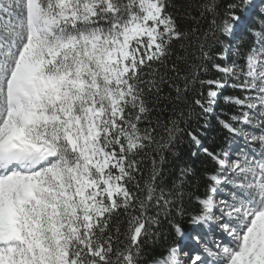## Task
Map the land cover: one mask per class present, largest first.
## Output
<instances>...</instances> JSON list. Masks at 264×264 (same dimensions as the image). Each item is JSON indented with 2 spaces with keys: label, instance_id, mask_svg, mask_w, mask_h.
Masks as SVG:
<instances>
[{
  "label": "snow or ice",
  "instance_id": "snow-or-ice-1",
  "mask_svg": "<svg viewBox=\"0 0 264 264\" xmlns=\"http://www.w3.org/2000/svg\"><path fill=\"white\" fill-rule=\"evenodd\" d=\"M199 7L208 23L203 40L199 27L179 26L172 0H0V264H139L140 240L159 223L149 206L167 213L196 179L186 167L174 190L160 188L161 155L141 187L140 154L175 146L192 115L179 106L195 83L207 86L194 100L205 116L221 89L245 95L224 96L239 112L217 117L229 138L243 141L236 152L210 150L204 133H187L216 166L190 220L206 231L186 237L199 250L189 264H264V20L250 27L253 0H232L222 13L219 0ZM237 31L252 37L236 53L243 65L214 64L223 77L199 79L207 69L188 63L195 56L188 48L207 60L208 35ZM181 63L190 73L181 75ZM224 188L228 198L217 200ZM179 252L173 244L152 264H183Z\"/></svg>",
  "mask_w": 264,
  "mask_h": 264
},
{
  "label": "trees",
  "instance_id": "trees-1",
  "mask_svg": "<svg viewBox=\"0 0 264 264\" xmlns=\"http://www.w3.org/2000/svg\"><path fill=\"white\" fill-rule=\"evenodd\" d=\"M172 2L179 6L177 14V23L184 30H191L199 27L200 31L197 35L200 36L201 40L204 39L203 33L208 28L207 17H201L200 12L202 9L199 5L202 0H172ZM221 13L223 12L224 6L232 0H219ZM258 10H254L250 17V27H259L260 22L264 20V16L260 15L261 0H253ZM169 11H176L170 8ZM252 41L250 33H241L240 31L235 32L232 35H225L217 32L215 35H208L207 47L209 58L201 61L198 59L199 52L194 47L188 48V51L195 52V56L191 57L188 61L189 64H204L207 72H201L199 79H215L223 77V74L217 72L214 68V64H220L222 66H228L233 61L243 65V59L238 56L237 50L244 52ZM182 43H188L187 40ZM179 48V43L173 45V50L176 51ZM227 54L226 59H221V56ZM175 60V56L169 58V63ZM153 67H159V65H153ZM181 75L190 73L191 69L186 64H180ZM229 83H234L231 77H224ZM167 91V88H165ZM221 96L217 100V104L212 114L205 116L201 109L194 104V100L201 98L199 93L207 92V86H201L199 83H195L190 87V90L186 93L185 101L180 104V109L191 112V116L187 119L186 123L182 124L181 127L184 132L181 133L179 139L176 141L175 146L172 149L164 150L159 152L156 150L155 145L145 149L140 154L142 158L141 173L136 179L140 181L141 187L143 181L148 177L152 169V159L155 158L159 162L161 155L164 157L163 164L160 165V173L157 177V184L160 188L167 191H172L178 182L181 170L186 167H191L196 173L195 180H189L182 189L184 195L182 198H175V202L169 206L167 213L163 212L160 208H157L155 204L149 206L147 215L158 217L159 223L150 229V234L142 237L140 240L142 254L139 260V264H152L154 257L163 254L168 247L171 245L183 246L185 242V235L192 231L197 226H193L190 223L191 217L196 213L200 205L197 201V197L203 198L206 193L207 185L210 183L204 178L205 173L212 172L215 170V165L208 157L202 152L195 148L192 144L188 132L204 133L200 138L204 142V146L211 149L223 148L225 151H233L239 148L243 142L240 138H229V134L226 131H222L218 124L217 117L222 120H229L232 114H238L239 109L234 104H226L223 100L224 96H239L243 97L245 93L231 88L226 87L220 90ZM158 107H162L158 106ZM159 114L158 111L152 113V117H156ZM168 110L165 109L164 115L161 119H166ZM207 124V127L204 125ZM145 127L146 125H141ZM227 138V139H226ZM196 151L197 155L193 156L192 152ZM133 191H137L135 186H132ZM178 209L183 210L182 215H178ZM117 219L120 222V230L122 235L120 236L121 247L126 245L128 241L125 239L123 233H125L128 224L127 217L121 213ZM173 224H179L184 230V236H177ZM154 233V235L152 234Z\"/></svg>",
  "mask_w": 264,
  "mask_h": 264
},
{
  "label": "rangeland",
  "instance_id": "rangeland-1",
  "mask_svg": "<svg viewBox=\"0 0 264 264\" xmlns=\"http://www.w3.org/2000/svg\"><path fill=\"white\" fill-rule=\"evenodd\" d=\"M256 10H258L257 7H256ZM240 143H242V145L240 146V147H242L243 142H240ZM237 150H238V148L231 151V153H234ZM229 191H230V189L224 188L223 191H221L217 194L216 199L217 200L227 199ZM201 231H206V229H202L201 227L197 226V229L190 231L188 234L191 233L193 235H198V234H200ZM188 234L185 236V239H184V241L186 242L184 247L187 250H185V248H184L179 252V257H180L181 261L183 262V264H189V257L193 256L194 254H196L199 251L197 244L194 241H191V240L186 238L188 236ZM213 236H215L217 239H222L225 241V243H227V239L225 237L220 236L218 230L216 232H213ZM199 254L203 255L202 253H199Z\"/></svg>",
  "mask_w": 264,
  "mask_h": 264
}]
</instances>
